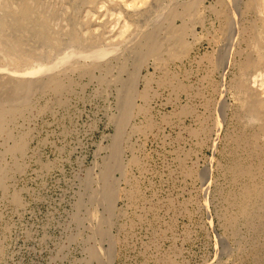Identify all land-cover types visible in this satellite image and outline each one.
I'll return each instance as SVG.
<instances>
[{
    "label": "rangeland",
    "instance_id": "obj_1",
    "mask_svg": "<svg viewBox=\"0 0 264 264\" xmlns=\"http://www.w3.org/2000/svg\"><path fill=\"white\" fill-rule=\"evenodd\" d=\"M44 1L36 10L55 7L51 25L64 31L77 2L80 35L97 47L65 45L33 75L2 71L41 81L0 132V264H264V201L246 198L252 180L236 172L264 173L261 120L239 86L264 9ZM149 33L159 48L140 56Z\"/></svg>",
    "mask_w": 264,
    "mask_h": 264
},
{
    "label": "bare ground",
    "instance_id": "obj_2",
    "mask_svg": "<svg viewBox=\"0 0 264 264\" xmlns=\"http://www.w3.org/2000/svg\"><path fill=\"white\" fill-rule=\"evenodd\" d=\"M41 1L42 0H0V132L6 128V122L8 121L9 118L14 117L16 114L22 112L28 106L29 104V101L27 100L28 95L34 89L33 87L36 86V83L38 84L41 81V80L37 81L34 79H30V78H24V77L21 78L22 75L20 77H14L12 75L9 76L8 75L9 71L12 73L19 72V74L22 73V74H28V75L32 74L33 75V73H35L36 71L38 72L40 67L46 66L49 64L51 65V62L52 63L54 62L52 61L54 53L62 51L61 49L65 45L76 46L78 48H86V49L88 48V50L93 49V48L95 49L97 47L96 45V41L98 40L97 38L95 41L93 37L84 38L80 35L81 25L79 21L76 20V17H75L78 11L77 2L72 3V7H73L72 10H74V13L72 14H75V16L73 15L70 18L71 27L69 30L67 29L68 31H64V30H60L61 28L58 30L54 29L51 25L50 17L56 14L55 7L54 8L52 7L51 11L48 8L50 12L49 14H45V15L41 14L39 11L36 10L37 9L36 7L39 4H41ZM261 4H260V0H246L245 4L243 5H245V9L247 10V12H250V11L258 12L260 9H261L260 11H263L264 0H261ZM232 19H233V16H232ZM258 21L261 23L259 22L255 24L250 23L253 25L252 26V32H253L252 41L254 43V46L253 44L252 46L254 48L252 47L253 50L248 53V55L246 56V59L243 61V63H241L242 64L241 66L242 74H241V79L239 81V86L241 87V89L236 84V86L239 87L240 91L243 89L248 95L246 102L243 101L244 103H246L247 110L255 118L257 116L261 120L260 124L257 125L258 127L256 126L257 133L254 132L256 133L255 138L257 139L260 137L261 133L264 134V97L262 96L263 89H264L263 87L264 86L263 85L264 84V47L260 45V41L262 39L261 31L263 30V29L261 30V28L264 25V18H259ZM232 23L233 24H231V26L234 25L235 23V16H234ZM59 27H60V24L58 25V28ZM62 27L64 28V26ZM144 39L145 40L141 43L140 47L137 49V51L139 52V55L145 52L146 50H149L150 52H156L157 49L159 48L158 47L159 45L155 41V35L153 33H149L145 36ZM103 51H104L103 49H98V50H94L93 52L96 53V52H103ZM104 52H106V50ZM43 69H46V68H43ZM4 70H8L7 72L8 76H5L6 74L5 75L2 74V71ZM55 73L57 74V72ZM251 78H254L253 80L255 83L256 81H258L257 83L260 82V86L258 87H263L261 89L262 91H260V88L258 91L252 88L253 85L249 83ZM48 81H49V84H51L57 91H61L65 88L64 82L62 81V79L59 78L58 75H53L51 79ZM44 83L40 84V86H43ZM132 93H133L132 91L127 92V94H130V95ZM127 105L124 106L125 116L127 115L128 108H129V106ZM251 114L250 115L248 114V116L251 117L252 116ZM24 142L25 141H23V143ZM250 144L251 145L249 146L252 150L256 149L254 142L250 141ZM22 146L23 144H19L16 146V148H22ZM263 151H264V147L261 148V154H263L262 153ZM257 167L256 165L255 166H252V165L243 166V165L238 164L236 166V172L243 174L252 180V182L248 184L246 188V192H245L246 198L260 196V198L264 201V173L259 172L260 168L257 169ZM259 175L260 177H258ZM251 209H252V204L246 201L243 206V212L246 214H250Z\"/></svg>",
    "mask_w": 264,
    "mask_h": 264
}]
</instances>
